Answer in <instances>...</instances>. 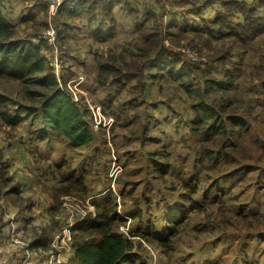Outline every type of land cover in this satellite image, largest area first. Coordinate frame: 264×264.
Here are the masks:
<instances>
[{"label": "rangeland", "instance_id": "rangeland-1", "mask_svg": "<svg viewBox=\"0 0 264 264\" xmlns=\"http://www.w3.org/2000/svg\"><path fill=\"white\" fill-rule=\"evenodd\" d=\"M114 1L112 16L100 4L95 19L91 11L66 23L58 12L51 23L47 0H3L15 37L42 40L47 55L50 23L68 26L59 84L83 91L107 121L80 146L40 116L10 121L19 106L39 107L43 96L31 91L52 89L0 77V264L12 246L46 264L59 252L54 237L70 229L60 249L69 254L76 221L110 197L127 218L117 228L148 237H134L148 264H264V10L244 34L234 3L194 13L205 0Z\"/></svg>", "mask_w": 264, "mask_h": 264}, {"label": "trees", "instance_id": "trees-1", "mask_svg": "<svg viewBox=\"0 0 264 264\" xmlns=\"http://www.w3.org/2000/svg\"><path fill=\"white\" fill-rule=\"evenodd\" d=\"M222 1L235 4L234 13L245 16V24H239L240 30L242 31L245 28L244 34L252 32L253 29H249L252 26L251 18L257 19L258 15L260 17L259 12L264 10V0H234L233 2L228 0H205L201 7L196 6L191 12H202L207 10L211 4L222 3ZM116 2L118 1L65 0L58 16L63 15L61 17L63 22L68 23L69 21L64 17L78 18L95 11L94 15H89L92 19H95L98 15L96 12L100 9V4H102V11L112 16L110 11L114 8V3ZM119 3L121 4L122 2L119 1ZM3 10V0H0V77L14 78L52 89L50 94H45L41 91H31L33 94L43 96L39 107L19 106L16 109L15 118H12L11 115H5V118L19 122L22 120L21 114L23 111L26 112V116H40L44 127L49 126L52 132L66 136L75 146L87 144L92 137V124L99 125L102 122H106V117L102 113L103 118L101 122L97 123L94 118V112L85 97L82 96L79 101L73 100L72 93L66 85L61 87L59 84L54 67L50 64L46 54V44L43 41L35 43L31 39L15 37V27L7 19ZM67 28L68 26L63 28L62 37L66 36ZM262 30L264 32V24L259 26V31ZM184 74L185 71L178 68L171 72L173 77L179 79ZM0 100L8 101V99L1 96ZM200 107L207 113L209 112L210 106L206 103L201 102ZM111 200L112 197L104 203H96L98 211L95 216L88 215L74 224L72 246L75 256L80 264H148L147 260L143 261L142 254L137 251L134 238L137 235L143 237H146V235L140 231L136 233L137 231L124 232L119 230L116 223H125L127 218L119 214L115 205L110 206ZM171 214L169 213V218H171ZM179 215H182V213ZM172 216L174 217H172L167 226L169 229H176L172 224H175L179 216H175V214ZM169 238L167 231H157L154 234V240L163 243H168ZM19 255V253H16V258H19Z\"/></svg>", "mask_w": 264, "mask_h": 264}, {"label": "built area", "instance_id": "built-area-1", "mask_svg": "<svg viewBox=\"0 0 264 264\" xmlns=\"http://www.w3.org/2000/svg\"><path fill=\"white\" fill-rule=\"evenodd\" d=\"M65 0H47V14H48V20L49 22L52 23V18L55 17L60 8L62 7L63 3ZM50 23L49 25V29L47 31H45L44 33V38L48 41L49 45H50V52L47 55L50 61V64L54 67V70L56 72V75L60 78V74L62 72V68H61V64L63 62V59L61 58V54L59 52V48H58V43H59V39L62 36L61 33V29L54 27L52 24ZM42 40H38V42H41ZM83 77H79L77 79L74 80H70L69 82H67V85L69 86V88L72 90L71 84H73L75 87L80 85L83 82ZM61 87H63L62 82H60ZM74 87V88H75ZM76 89V88H75ZM83 91H79V90H72V98L74 101H79V99L82 97L81 93ZM87 103L89 104V106L92 108L93 112H94V118L96 120L97 123L101 122L103 115L101 112V107L98 106H94L93 104L90 103V101L88 99ZM98 108V110H97ZM72 238L71 236V230L69 229L68 231H65L63 234H57L54 239L52 240V249L58 250L57 251H53L51 250L48 261L46 264H63V259L61 256V252L60 249L62 247H64L65 245H70L71 242H69L68 240H70ZM14 243L19 245L20 247H27L29 245V243L26 241V239H23L21 237H16L14 238Z\"/></svg>", "mask_w": 264, "mask_h": 264}, {"label": "crops", "instance_id": "crops-1", "mask_svg": "<svg viewBox=\"0 0 264 264\" xmlns=\"http://www.w3.org/2000/svg\"><path fill=\"white\" fill-rule=\"evenodd\" d=\"M129 1L133 2L134 4L136 3L135 0H129ZM136 4L138 5V3H136ZM68 253L69 254L63 252V254H61L62 259H63V264H75L74 262H70V260L68 259V257L72 258V256L74 258H76L75 254H74V250L71 249ZM9 257L11 260L7 261V264H17L16 251H15V248L13 246H12V251H11ZM19 258H23L25 260V262H28L29 264H36V263H39V261H41L39 264L43 263V259L40 260L39 254L34 255L33 253H31L27 257H23V255H19ZM75 260H76L77 264H80L78 259H75Z\"/></svg>", "mask_w": 264, "mask_h": 264}]
</instances>
